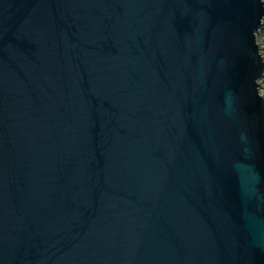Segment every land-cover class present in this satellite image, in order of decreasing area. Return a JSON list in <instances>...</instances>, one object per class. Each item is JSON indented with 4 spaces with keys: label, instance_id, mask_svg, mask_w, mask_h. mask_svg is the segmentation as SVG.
Listing matches in <instances>:
<instances>
[{
    "label": "water",
    "instance_id": "95a60500",
    "mask_svg": "<svg viewBox=\"0 0 264 264\" xmlns=\"http://www.w3.org/2000/svg\"><path fill=\"white\" fill-rule=\"evenodd\" d=\"M264 0H0V264H264Z\"/></svg>",
    "mask_w": 264,
    "mask_h": 264
},
{
    "label": "rangeland",
    "instance_id": "374dc122",
    "mask_svg": "<svg viewBox=\"0 0 264 264\" xmlns=\"http://www.w3.org/2000/svg\"><path fill=\"white\" fill-rule=\"evenodd\" d=\"M258 44L261 48V54L264 57V30L262 32H260V35L258 36ZM261 89H260V93L264 95V77L261 80Z\"/></svg>",
    "mask_w": 264,
    "mask_h": 264
}]
</instances>
